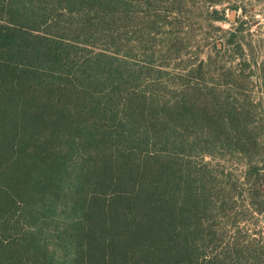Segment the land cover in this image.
<instances>
[{
	"label": "trees",
	"instance_id": "1",
	"mask_svg": "<svg viewBox=\"0 0 264 264\" xmlns=\"http://www.w3.org/2000/svg\"><path fill=\"white\" fill-rule=\"evenodd\" d=\"M198 5L0 0V264H264L261 230L221 248L226 230L216 229L208 212L213 205L228 216L232 194L219 199L218 182L239 186L232 173H210L206 160L264 159V117L257 114L264 101L256 103L238 79L228 81L235 91L206 81L209 62L194 70L200 81L161 70L194 64L201 47H190L183 26ZM213 12L212 19L228 20ZM236 29L227 31L230 43ZM154 36L169 45L156 46ZM236 45L234 53L244 56ZM250 54L244 60L253 59L264 80V60ZM78 158L75 208L83 217L75 222L72 258L59 263L42 252L34 221L48 218L50 196ZM259 176L254 165L248 193L253 204L262 198L254 207L262 214Z\"/></svg>",
	"mask_w": 264,
	"mask_h": 264
},
{
	"label": "rangeland",
	"instance_id": "2",
	"mask_svg": "<svg viewBox=\"0 0 264 264\" xmlns=\"http://www.w3.org/2000/svg\"><path fill=\"white\" fill-rule=\"evenodd\" d=\"M199 5L192 7V13L190 17L185 20L184 23V33H187L188 39L192 42L193 50L199 45L201 48L198 51V55L193 56V65L186 66L185 70L162 68V71L172 77L178 79L177 81H182L180 77L185 78L183 75L190 74V79L200 81L197 78V73H194L197 65L200 63H211V71L206 68L204 76H202L206 81H221L219 83L227 82V90L234 89L237 90V86L229 84L228 81H241L244 87H247L250 95L256 103L264 101V80L263 73L257 70V67L253 59H248L251 56V52L255 51V59L260 63L264 60V0H223L224 3H212L213 0H197ZM234 5L239 6V11L231 10L229 7ZM190 8V5H188ZM246 10H243V9ZM214 10H218L217 15H226L228 20L220 21L217 19H212L210 16ZM242 11H247L241 13ZM241 13V15H240ZM232 28H237V37L234 42L230 43V34L227 32ZM166 31H169L167 28ZM171 32V31H170ZM152 42L156 44L165 43L164 45H169L168 39H164L162 36H154ZM194 37V38H193ZM242 43L240 49L245 53L244 56L236 55L235 49L238 46L236 43ZM221 43H225L226 51H217L218 47H221ZM252 44V48L249 46ZM239 49V48H238ZM252 57V56H251ZM187 58V57H186ZM179 60V59H178ZM213 64H212V62ZM218 61H222L218 63ZM216 62V63H215ZM245 62H248L249 67ZM178 66L181 65V61L173 62ZM174 65V64H173ZM224 65V67H223ZM231 73L237 75L233 76ZM221 75V78H220ZM170 76L167 78L169 79ZM223 85V84H222ZM226 90V86H225ZM242 100V99H241ZM257 114H262L264 117V109H257ZM85 150V149H84ZM78 156L87 154V150L84 152L77 151ZM85 156V155H84ZM237 158L225 159L219 154L208 155L206 160L209 164V172L213 170H224V173H232L233 177L231 182L235 186L234 188H226L223 183L218 182L216 188L220 189L221 196L219 199H223V194H232V204L227 213L222 212V210H212L208 212L210 215V223L214 224L216 229L222 231L226 230V237L224 239L225 243L220 244L223 248L226 244H233L237 239L239 233H252L253 236H257L259 230L264 232V212L262 214L257 213L254 207L258 206L262 198H257L255 204L252 203L253 198H249V174L253 171L254 165L259 169V174L262 184H264V159L263 157H258V162L249 163L246 159H243L240 154H237ZM74 164V163H73ZM83 167L81 158L77 159V164L71 166L69 170L62 174V185L59 190L51 194L55 197L50 203V209L45 213L48 217L44 219L41 217L34 221L37 225L34 230V234L38 241L42 245V252L49 251L48 259L52 256L59 260V263L70 260L73 252L71 243H76L77 236L74 234V227L77 228L76 219L83 217V211L75 208L77 202V192L80 187L81 178L78 177V170ZM223 178V177H221ZM254 178V177H252ZM222 188H226L225 193H223ZM239 189V192L235 189ZM264 189V188H263ZM85 194V191H81ZM49 195V191L47 192ZM218 207L220 206L219 203ZM86 211V210H85ZM244 214L247 216L245 220H234L233 217H238ZM97 217V216H96ZM214 217V218H212ZM95 221L97 219H94ZM101 220V219H100ZM73 222V223H72ZM78 222V221H77ZM108 235H106L107 238ZM264 237V233H263ZM79 239V238H78ZM109 239V237H108ZM250 242V241H249ZM252 242V241H251ZM264 242V239H263ZM218 248H214L210 251V254L214 256ZM41 255V254H40Z\"/></svg>",
	"mask_w": 264,
	"mask_h": 264
}]
</instances>
